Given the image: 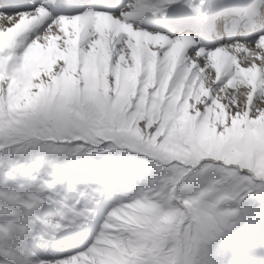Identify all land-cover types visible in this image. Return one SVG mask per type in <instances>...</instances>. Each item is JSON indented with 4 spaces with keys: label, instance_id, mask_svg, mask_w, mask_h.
<instances>
[{
    "label": "snow or ice",
    "instance_id": "obj_1",
    "mask_svg": "<svg viewBox=\"0 0 264 264\" xmlns=\"http://www.w3.org/2000/svg\"><path fill=\"white\" fill-rule=\"evenodd\" d=\"M182 5L202 17L204 27L227 34V42L208 48L195 35L139 24ZM203 5L129 0L116 12L109 0L0 4V33L8 34L0 50L2 264H250L253 247L264 253V31L236 39L243 24L232 17L210 20ZM73 41L80 64L69 83L71 56L58 57ZM98 45L112 54L113 67L144 66L134 96L99 91L84 72ZM50 48L58 50L56 62L33 79V56ZM173 65L169 80L164 69ZM115 83L110 76L109 89ZM25 86L31 90L21 99ZM219 107L227 114L223 120L214 116ZM117 154L140 159L147 171L139 183L120 189L124 199L106 213L91 243L59 258L31 251L37 237L61 232L56 245L72 249L84 237L64 231L65 221L82 226L94 219V209L81 200L99 202L107 189L80 188L50 174L21 181V175L38 161L58 168ZM45 205L54 206L60 221L41 219ZM39 248L47 254L46 244Z\"/></svg>",
    "mask_w": 264,
    "mask_h": 264
},
{
    "label": "rangeland",
    "instance_id": "obj_2",
    "mask_svg": "<svg viewBox=\"0 0 264 264\" xmlns=\"http://www.w3.org/2000/svg\"><path fill=\"white\" fill-rule=\"evenodd\" d=\"M57 51L58 50L54 48H50L47 51H38L33 56L30 62L31 65L35 67L34 68L35 70L31 73L33 79H36L38 77L42 69H45V68L49 70L51 69V67L54 65V63L57 60ZM69 55L71 56L72 65H73L72 74L67 77V82L70 83L71 81L77 78V73L79 71V64H80L79 52L77 51V44L75 41H73L70 52L59 53L58 58L64 59L66 56H69ZM111 55L112 54L108 51L105 45H98L96 48L91 50V55L88 58V62H87L86 68L84 69V72L95 83L99 91L119 90L124 96L126 97L128 96L130 98L136 94V87L140 82L141 76L144 75V71H145L144 66L136 64V63L128 64L127 62H124L123 64H121L118 62L117 65L113 67L111 64ZM175 67L176 66L173 65L170 67V70H168L169 68L167 69V67L164 69L167 74L166 75L167 79L170 80L173 73L175 74ZM156 71L157 69L154 65L149 72V74L152 76L153 84L155 83V77L157 73ZM127 72L129 73L128 75H127ZM110 76H114L116 78V83L111 89H109V77ZM2 78H3V72H0V79ZM186 79H187V76H185V80ZM123 81L126 83H124ZM127 83H129L128 86L125 85ZM14 86H19V85L17 83ZM151 86L152 85L150 84L149 87ZM25 87L22 89L23 91H22L21 99L26 98L29 91L31 90L28 86H25ZM182 94H183V87H181V95ZM226 94L224 97L225 101H227L228 99V94L227 95ZM243 94H244V90L241 89L239 93L241 98L243 97ZM145 96H147V89H145ZM192 98H194V95L190 91L189 99H192ZM197 102H201V101L197 99ZM185 103L187 104V101H185ZM260 104H261V107H264V100H262ZM216 113L217 112H215L214 115L216 119L218 120H223L225 116L227 115L223 111V107H219L218 113L217 114ZM2 160H3V156L0 155V161ZM83 161L86 164V166L81 168ZM146 171H147V166L143 164L140 159H134L132 156H121L117 154L116 156L109 158L103 155H89L83 159H80V160H77L71 163H65L58 168H49L45 162L38 161L36 166L33 168L27 169V171H25L21 175L20 179L21 181H26L28 177L35 176L38 173L40 175L50 174L51 178L60 179L65 184L72 182L74 180L77 186L80 188H83L86 184H90L93 187H100V186L105 187L107 191L104 193L103 197L99 198V202L93 201L89 203L85 200H81V206H84L86 204L89 208L94 209V211L96 212V216L98 215V218H97L98 223L95 224L96 226L95 232L92 233L90 237L91 238L90 241L86 243V246H87V244L91 243V240L96 235L99 229L100 223L102 222L106 213L113 206L117 205L118 203L121 202V200L124 199L120 195V189H126V188L131 187L133 184L139 183L141 176ZM33 190H35V187ZM183 194H186V192ZM53 208L54 206L52 205H45L44 208L40 211L41 219L44 221H50V222L60 221L61 216L59 212L54 211ZM94 221H95V218L90 219L84 225H88L90 223L92 224ZM65 225L66 227L64 231L66 232L67 231H80L81 228L84 226V225L72 226L70 225L68 221H65ZM62 235H63V232L57 233L56 237H45L44 241H41L37 237V239L34 242H30V250L35 251L38 254L42 255L43 249L39 248V245L41 243H44L47 246L48 252L46 255H42V258H48L51 255L56 254L57 253L56 251H58V249L60 250V252H62V254H60L59 256L68 254L69 252L66 250H63V247L57 246V248H54L51 245L53 239L58 240ZM237 242L242 245L246 241L241 239ZM83 248L84 247L74 248V249L72 248L71 251L72 250H82ZM59 256L57 257L59 258ZM248 260L250 261V264H264V253H262L258 247H253V250L248 257ZM0 264H2V262H0Z\"/></svg>",
    "mask_w": 264,
    "mask_h": 264
},
{
    "label": "bare ground",
    "instance_id": "obj_3",
    "mask_svg": "<svg viewBox=\"0 0 264 264\" xmlns=\"http://www.w3.org/2000/svg\"><path fill=\"white\" fill-rule=\"evenodd\" d=\"M129 1V0H120L116 3H114L112 6H113V10L116 11V12H119L120 8H122L126 2ZM205 1V0H204ZM232 0H211L209 2V4H204L203 5V10L205 12H207L209 14V16H213L217 13V11L219 10V7L221 5H225L227 2H230ZM35 2V0H26V3L27 4H33ZM194 4H198L199 3V0H195V1H192ZM6 9H11L12 6H9L8 4L7 5H3ZM149 15V14H148ZM167 17H170L171 18H175L177 19L178 22H182L181 26H188L185 24V20L187 21H193V19H195V24L197 26H199L200 24V21L197 19L199 18V16L196 15V13H194L190 8L182 5L179 9H176V10H169V15ZM220 16L217 17V19H219ZM147 18V15L145 17H143L140 21H139V24L140 26H144L142 28L144 29H147L149 31H161V32H166V33H169L168 31V28L171 27L170 24H172L171 22L167 21V20H162V16H156L154 18H150V19H146ZM173 30H175V34H179V31H177L176 28H174ZM190 31V30H189ZM202 31H203V28H198L196 31L193 30L192 31V35L195 34L197 35L198 37L200 38H203L202 37ZM6 35L8 34H3V33H0V50H3V48L6 46ZM216 33H215V36L212 35V36H209V40H210V43H214L215 41H217V37H216ZM206 40H207V37H204ZM248 38V37H246ZM254 39V38H253ZM44 63V62H43ZM127 66V65H126ZM35 68V67H34ZM122 69V68H121ZM168 69V68H167ZM166 69V70H167ZM119 70V69H118ZM128 70V69H127ZM170 70V68L168 69ZM153 71V70H152ZM119 72V71H118ZM157 72V71H156ZM122 73V72H120ZM119 73V74H120ZM129 73L127 72V75ZM157 74V73H156ZM174 74V73H173ZM123 75V74H122ZM126 75V74H125ZM154 75V74H153ZM167 75V74H166ZM171 75V74H170ZM117 77V76H116ZM120 77V76H119ZM127 77V76H126ZM128 78V77H127ZM107 82V81H106ZM124 82V81H123ZM126 83V82H124ZM129 83L125 84L128 86ZM119 85V84H118ZM102 87V86H100ZM116 87V86H115ZM126 87V86H125ZM27 88V87H25ZM129 88V87H128ZM123 89V88H122ZM23 91V90H22ZM26 91V90H25ZM28 91V90H27ZM113 91V90H112ZM227 95V94H226ZM128 97V96H127ZM200 101V100H199ZM227 102V101H226ZM224 111V110H223ZM218 113V111H217ZM216 113V114H217ZM223 113V112H222ZM215 116V115H214ZM217 116V115H216ZM219 116V115H218ZM96 218V217H95ZM89 229L87 230L88 232L93 228V226H89L88 227ZM83 229L86 230V227H83ZM75 230V229H74ZM84 230V231H85ZM84 231H81L83 235L87 236V234L84 233ZM56 237V236H55ZM83 241V240H81ZM80 241V242H81ZM79 242V243H80ZM60 252V251H59Z\"/></svg>",
    "mask_w": 264,
    "mask_h": 264
}]
</instances>
